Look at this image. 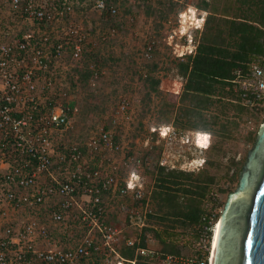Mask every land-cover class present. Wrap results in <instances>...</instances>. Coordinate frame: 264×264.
I'll return each mask as SVG.
<instances>
[{
	"label": "built area",
	"instance_id": "2783aa9c",
	"mask_svg": "<svg viewBox=\"0 0 264 264\" xmlns=\"http://www.w3.org/2000/svg\"><path fill=\"white\" fill-rule=\"evenodd\" d=\"M113 1L0 0V264H135L125 249L156 264H209V255L161 256L141 247L139 237L123 236L118 221L131 225L151 212L139 160L105 157L122 149L104 127L87 140L69 139L79 64L96 46L93 37L117 35L100 27L117 16ZM186 41L174 47L179 58L195 52L192 38ZM154 48L155 41L146 43V60ZM234 75L242 105L263 106L264 59ZM128 112L122 99L112 125L128 121ZM200 220L207 243L217 221L213 214Z\"/></svg>",
	"mask_w": 264,
	"mask_h": 264
},
{
	"label": "rangeland",
	"instance_id": "374dc122",
	"mask_svg": "<svg viewBox=\"0 0 264 264\" xmlns=\"http://www.w3.org/2000/svg\"><path fill=\"white\" fill-rule=\"evenodd\" d=\"M113 2L118 8L117 16L105 19L100 27L105 34L113 27L117 35L103 42L93 37L96 46L79 64L78 85L73 88L79 109L69 139L87 140L104 127L111 131L122 149L118 155L106 152L105 157L115 161L139 160L138 174L145 194L149 195L151 212L143 220L131 219V225L118 221L123 236L139 237L143 233L145 247L161 255L162 246L150 231L168 230L177 234L174 247L180 255L199 256L201 249L208 250L209 255L210 245L205 247L207 243L198 231L200 225L175 227L170 222L160 221L152 194L170 180L167 173L171 170L189 172L192 179L203 172L201 179L213 180L202 201V216L213 214L218 221L228 194L238 185L247 153L263 122L264 105L238 112L231 101L222 102L226 104L225 110H222L224 104L215 103L207 114L210 131L193 129L194 123L199 125L198 120L183 115L180 110L179 95L184 79L177 67L180 62L177 54L181 51L178 49L175 53L174 47L187 44L188 36L198 41L203 30L201 21L207 16L206 12L195 9L200 0ZM92 27L100 29L94 21ZM150 40L155 41V48L152 58L146 60L143 51ZM87 73V78L83 79ZM151 79L159 82L157 89L152 88ZM122 99L129 102V120L121 118L113 126L111 115ZM213 117L218 118L216 124H212ZM86 160L91 161L89 157ZM161 167L164 171L159 174ZM125 177L122 174V178ZM114 217L112 214L110 219ZM142 221L144 226L140 229L138 225ZM197 233L199 240H196Z\"/></svg>",
	"mask_w": 264,
	"mask_h": 264
},
{
	"label": "trees",
	"instance_id": "16d2710c",
	"mask_svg": "<svg viewBox=\"0 0 264 264\" xmlns=\"http://www.w3.org/2000/svg\"><path fill=\"white\" fill-rule=\"evenodd\" d=\"M195 9L206 12L207 16L198 41L193 38L196 44L194 54L183 56L177 64L179 75L184 79L179 102L183 115L198 120L199 125L194 123L192 128L208 132L211 123L207 114L215 103L224 104L222 110L226 109V104L222 103L225 101L233 102L230 104H234L238 112L247 108L234 92L232 81L235 72L240 70L245 74L251 62L264 59V0H200ZM88 74L83 75V79ZM151 82L152 88L157 89L159 82L152 79ZM213 118L212 124H216L218 118ZM163 171L161 167L159 174ZM202 173L196 179H192L189 172L171 170L167 173L170 180L152 194L160 221L170 222L175 227L201 225L202 201L213 180L210 177L201 179ZM150 232L162 246L161 256L180 255L174 247L176 233L168 230ZM211 236V231L205 235L208 241L206 248L210 245ZM144 238L142 233L139 236L141 247H145ZM196 240H199L198 233ZM122 255L127 260H135V264H156L143 256L135 258L133 249L123 250ZM198 255L206 259L208 250L201 249Z\"/></svg>",
	"mask_w": 264,
	"mask_h": 264
},
{
	"label": "water",
	"instance_id": "95a60500",
	"mask_svg": "<svg viewBox=\"0 0 264 264\" xmlns=\"http://www.w3.org/2000/svg\"><path fill=\"white\" fill-rule=\"evenodd\" d=\"M218 223L212 264H264V116Z\"/></svg>",
	"mask_w": 264,
	"mask_h": 264
},
{
	"label": "bare ground",
	"instance_id": "6f19581e",
	"mask_svg": "<svg viewBox=\"0 0 264 264\" xmlns=\"http://www.w3.org/2000/svg\"><path fill=\"white\" fill-rule=\"evenodd\" d=\"M193 12H194L193 10L189 11L190 14H193ZM194 143H196V142H194ZM218 224L219 223L217 221L216 224H215V227L213 228V234L211 236L210 247H209V264H212V260H213L215 244H216V237H217V231H218Z\"/></svg>",
	"mask_w": 264,
	"mask_h": 264
}]
</instances>
